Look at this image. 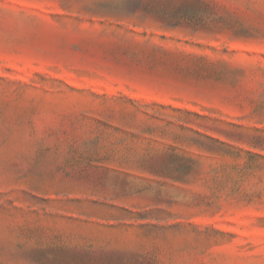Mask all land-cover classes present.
<instances>
[{"label":"rangeland","instance_id":"rangeland-1","mask_svg":"<svg viewBox=\"0 0 264 264\" xmlns=\"http://www.w3.org/2000/svg\"><path fill=\"white\" fill-rule=\"evenodd\" d=\"M0 264H264V0H0Z\"/></svg>","mask_w":264,"mask_h":264}]
</instances>
